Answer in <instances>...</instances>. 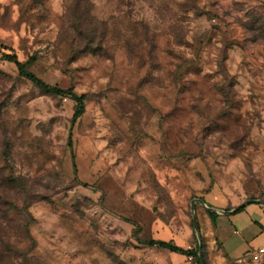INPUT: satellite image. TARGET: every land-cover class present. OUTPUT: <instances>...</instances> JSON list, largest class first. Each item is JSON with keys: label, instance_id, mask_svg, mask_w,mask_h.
<instances>
[{"label": "rangeland", "instance_id": "374dc122", "mask_svg": "<svg viewBox=\"0 0 264 264\" xmlns=\"http://www.w3.org/2000/svg\"><path fill=\"white\" fill-rule=\"evenodd\" d=\"M206 193L264 198V0H0V264L192 249Z\"/></svg>", "mask_w": 264, "mask_h": 264}, {"label": "crops", "instance_id": "0c3cea01", "mask_svg": "<svg viewBox=\"0 0 264 264\" xmlns=\"http://www.w3.org/2000/svg\"><path fill=\"white\" fill-rule=\"evenodd\" d=\"M254 197L228 207V202L222 196L213 193L202 195L201 201L212 209L207 211L203 206L204 210L196 212L204 264L251 263L247 259L248 252L264 245V198ZM208 212L216 214L215 225ZM154 228L150 240L172 242L184 250L190 248L186 241L173 239L166 228L157 225ZM121 229H124V222L118 221L116 255L121 264H196L186 254L147 245L149 239L141 242L130 237L127 240L129 246L125 247L126 238L120 236Z\"/></svg>", "mask_w": 264, "mask_h": 264}, {"label": "trees", "instance_id": "16d2710c", "mask_svg": "<svg viewBox=\"0 0 264 264\" xmlns=\"http://www.w3.org/2000/svg\"><path fill=\"white\" fill-rule=\"evenodd\" d=\"M4 57L6 60H9L15 64L17 71H18V74L21 77L26 78L32 84L39 87L44 92L49 93V94H53V95H68L77 105V107L73 113V116H72V124L76 121V119L78 117L81 116V114L83 112V107H84V105H83L84 100L86 98V96L84 94L77 95V94L73 93L71 90H62V89H59L55 86H49V85L45 84L44 82H42L40 79L36 78L34 75L27 73L26 72V63H22V62L18 61L16 56L5 55ZM31 60H32V58L30 59V61ZM238 210L239 209H237V211ZM208 216L211 219L212 223L215 225L216 214L213 212H208ZM146 244L149 246H156V247H160V248H165V249H168L172 252H178V253L186 254L188 256H191L196 264H199V258H198L199 246L198 245H195L194 248H192V249L184 250V249H181V248L175 246L172 242L149 240L146 242ZM201 249L203 250V243H201Z\"/></svg>", "mask_w": 264, "mask_h": 264}, {"label": "water", "instance_id": "95a60500", "mask_svg": "<svg viewBox=\"0 0 264 264\" xmlns=\"http://www.w3.org/2000/svg\"><path fill=\"white\" fill-rule=\"evenodd\" d=\"M198 202L200 203L202 206L205 207V209L207 211H212L211 208L207 207L203 201L201 200H194L191 203V211H192V224H193V230L195 232V235L198 239V246H199V251H198V258H199V264H204L203 261V254H202V249H201V238H200V232H199V227H198V222H197V217H196V213H195V203Z\"/></svg>", "mask_w": 264, "mask_h": 264}, {"label": "built area", "instance_id": "2783aa9c", "mask_svg": "<svg viewBox=\"0 0 264 264\" xmlns=\"http://www.w3.org/2000/svg\"><path fill=\"white\" fill-rule=\"evenodd\" d=\"M189 259L192 257L190 256ZM247 259L253 264H261L264 261V245L249 251Z\"/></svg>", "mask_w": 264, "mask_h": 264}]
</instances>
